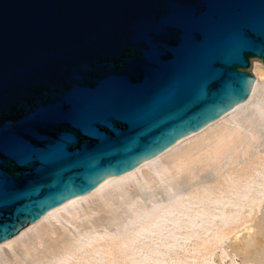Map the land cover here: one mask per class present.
Wrapping results in <instances>:
<instances>
[{
	"label": "water",
	"instance_id": "water-1",
	"mask_svg": "<svg viewBox=\"0 0 264 264\" xmlns=\"http://www.w3.org/2000/svg\"><path fill=\"white\" fill-rule=\"evenodd\" d=\"M264 0H0V244L251 96Z\"/></svg>",
	"mask_w": 264,
	"mask_h": 264
},
{
	"label": "bare ground",
	"instance_id": "bare-ground-1",
	"mask_svg": "<svg viewBox=\"0 0 264 264\" xmlns=\"http://www.w3.org/2000/svg\"><path fill=\"white\" fill-rule=\"evenodd\" d=\"M253 74L246 102L31 223L0 264H264V65Z\"/></svg>",
	"mask_w": 264,
	"mask_h": 264
},
{
	"label": "rangeland",
	"instance_id": "rangeland-1",
	"mask_svg": "<svg viewBox=\"0 0 264 264\" xmlns=\"http://www.w3.org/2000/svg\"><path fill=\"white\" fill-rule=\"evenodd\" d=\"M219 253H220V251H218L217 254L213 257V260L215 261V263H217L219 260V258H218V256L220 255ZM239 262H240V260H239Z\"/></svg>",
	"mask_w": 264,
	"mask_h": 264
}]
</instances>
